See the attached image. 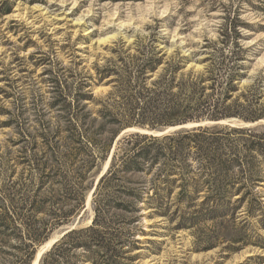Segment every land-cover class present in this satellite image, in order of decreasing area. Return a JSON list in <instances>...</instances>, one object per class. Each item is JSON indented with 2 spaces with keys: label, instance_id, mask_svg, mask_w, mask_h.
<instances>
[{
  "label": "rangeland",
  "instance_id": "rangeland-1",
  "mask_svg": "<svg viewBox=\"0 0 264 264\" xmlns=\"http://www.w3.org/2000/svg\"><path fill=\"white\" fill-rule=\"evenodd\" d=\"M227 19H234L247 59L240 62L246 69L241 70L246 73L239 84L242 89L259 72L264 77V0H0V194L16 209L26 196L32 199L44 182L38 198L42 211L35 217V228L38 232L43 224L52 226L57 219L50 215L55 207L48 199L58 196L52 191L50 175L57 166L51 152L54 149L62 156L71 146L65 140L67 103L85 106L96 118L98 111L106 112L104 107L113 113L125 111L135 97L123 86L121 71H136L142 52L139 45L152 39L157 42L153 53H159L156 57L163 64L149 74L148 88L163 75L165 62L176 64L182 57L187 58L181 60L182 73L214 69ZM107 71L112 75L101 78ZM116 71L119 76L114 75ZM172 92L178 93L177 89ZM181 117L182 111L177 109L168 117H145L144 128L120 130L107 158L88 175L84 209L71 222L48 233L36 246L31 264L50 239L55 242L42 253L38 264L66 233L90 225L97 184L125 135L161 137L197 128L188 127L196 124L264 127V120L178 124ZM181 126L187 128L178 129ZM107 130L111 136L118 126ZM34 168L46 172L41 175ZM177 194L175 189L172 198ZM138 207L139 212L123 216L135 221L125 228L130 246L116 257V264H264V171L252 193H235L224 212L208 213L199 205L180 212L171 207L170 212L157 214L144 203ZM22 237L17 231L0 229V264L15 260ZM82 252L74 254L79 257Z\"/></svg>",
  "mask_w": 264,
  "mask_h": 264
},
{
  "label": "trees",
  "instance_id": "trees-1",
  "mask_svg": "<svg viewBox=\"0 0 264 264\" xmlns=\"http://www.w3.org/2000/svg\"><path fill=\"white\" fill-rule=\"evenodd\" d=\"M233 20L227 19L224 24L222 47L214 69L182 73L183 61L187 59L182 57L176 64L165 62L163 75L148 88L149 74H155L163 64V59L156 57L159 53H153L157 42L152 39L139 45L142 52L136 71H121L123 86L129 87L135 97L125 111L113 113L104 107L106 112L98 111L96 118L91 111H85V106L79 108L67 103L65 140L71 146H67L62 156L54 149L51 152L57 166L50 175L52 191L58 197H50L48 202L55 207L50 215L57 220L52 226L46 223L36 231L35 217L42 211L38 198L46 185L44 182L32 199L26 196L16 209L0 194V229H11L23 236L15 260L8 264H31L36 246L47 239L48 233L71 222L84 209L88 175L107 158L120 130L133 126L144 128L145 117H168L177 109L182 111L178 124L264 120L262 73L256 75L250 86L239 88L246 78L240 62L247 59ZM111 75L107 71L101 78ZM114 75L119 76V72ZM174 89L177 94H173ZM111 125H117L118 130L108 136ZM263 168V126L258 129L230 125L197 127L161 137L127 134L118 141L108 170L97 184L90 225L66 233L39 264H77L76 259L91 264H116V257H121L123 249L130 246L127 240L130 234L125 228L135 221L131 218L126 221L123 216L139 212V204L148 205L157 214L168 213L171 207L180 212L199 205L208 213L224 212L235 193L247 196L252 193ZM34 170L41 175L46 172L45 168ZM175 189L178 194L173 199ZM200 196V204L195 205ZM77 250L83 251L79 257L74 254Z\"/></svg>",
  "mask_w": 264,
  "mask_h": 264
},
{
  "label": "bare ground",
  "instance_id": "bare-ground-1",
  "mask_svg": "<svg viewBox=\"0 0 264 264\" xmlns=\"http://www.w3.org/2000/svg\"><path fill=\"white\" fill-rule=\"evenodd\" d=\"M107 165H108V163H106L105 165H104V168H103V172H104V170L106 169V167H107ZM55 241H54V238H52V239H50L48 242H46V244L37 252V255H36V257H35V259H34V261H33V263L32 264H38V259H39V257L42 255V253L45 251V250H47L51 245H52V243H54Z\"/></svg>",
  "mask_w": 264,
  "mask_h": 264
},
{
  "label": "water",
  "instance_id": "water-1",
  "mask_svg": "<svg viewBox=\"0 0 264 264\" xmlns=\"http://www.w3.org/2000/svg\"><path fill=\"white\" fill-rule=\"evenodd\" d=\"M218 124V123H217ZM220 124V123H219ZM221 124H222V122H221ZM198 126H200V125H198V124H196V125H192V126H188V127H198ZM183 128H187V126H181V127H179L178 129H183ZM161 133H164V132H161Z\"/></svg>",
  "mask_w": 264,
  "mask_h": 264
}]
</instances>
